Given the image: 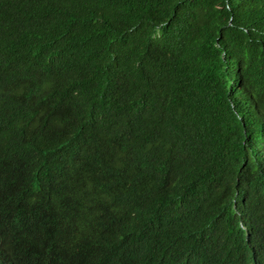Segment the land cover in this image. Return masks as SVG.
<instances>
[{"label": "trees", "instance_id": "obj_1", "mask_svg": "<svg viewBox=\"0 0 264 264\" xmlns=\"http://www.w3.org/2000/svg\"><path fill=\"white\" fill-rule=\"evenodd\" d=\"M0 179V248L264 264V0H0Z\"/></svg>", "mask_w": 264, "mask_h": 264}, {"label": "clouds", "instance_id": "obj_2", "mask_svg": "<svg viewBox=\"0 0 264 264\" xmlns=\"http://www.w3.org/2000/svg\"><path fill=\"white\" fill-rule=\"evenodd\" d=\"M5 181L0 179V185ZM11 235L15 249L0 248V264H39L41 258L49 259L42 264H79L84 253L82 247L68 242L61 251L52 227L39 224L33 215L21 218Z\"/></svg>", "mask_w": 264, "mask_h": 264}]
</instances>
